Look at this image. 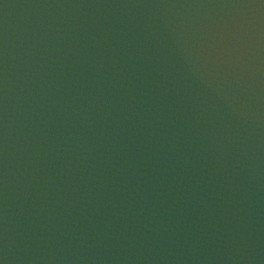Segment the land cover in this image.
I'll use <instances>...</instances> for the list:
<instances>
[{
    "label": "water",
    "instance_id": "water-1",
    "mask_svg": "<svg viewBox=\"0 0 264 264\" xmlns=\"http://www.w3.org/2000/svg\"><path fill=\"white\" fill-rule=\"evenodd\" d=\"M149 264H264V0H41Z\"/></svg>",
    "mask_w": 264,
    "mask_h": 264
}]
</instances>
